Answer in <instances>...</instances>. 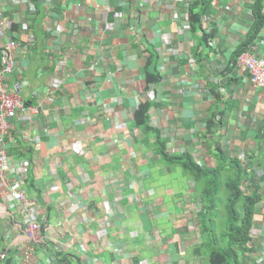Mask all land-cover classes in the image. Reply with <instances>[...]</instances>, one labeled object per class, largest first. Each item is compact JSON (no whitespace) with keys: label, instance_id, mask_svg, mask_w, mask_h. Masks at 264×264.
<instances>
[{"label":"crops","instance_id":"0c3cea01","mask_svg":"<svg viewBox=\"0 0 264 264\" xmlns=\"http://www.w3.org/2000/svg\"><path fill=\"white\" fill-rule=\"evenodd\" d=\"M188 1L41 0L39 15L31 0H0L2 15L14 23L10 36L30 45L15 50V72L6 80L21 78L19 96L40 109L32 122L15 119L11 162L29 161L27 185L38 197L44 232L82 254L83 264H207L193 181L162 161L133 120L146 93L149 51L161 76L151 86L149 114L169 152L182 150L208 165L214 162L208 147L236 152V127L227 120L238 117L244 155L250 165H264V92L247 74H223L246 37L251 17L247 22L243 14L252 0L212 3L203 27L211 25L213 37L204 49L200 33L184 30ZM248 51L264 57V27ZM210 109L218 122L211 138L202 126ZM71 144L85 154L70 152ZM254 223L249 264H263L264 197ZM47 262L39 253L34 264Z\"/></svg>","mask_w":264,"mask_h":264},{"label":"trees","instance_id":"16d2710c","mask_svg":"<svg viewBox=\"0 0 264 264\" xmlns=\"http://www.w3.org/2000/svg\"><path fill=\"white\" fill-rule=\"evenodd\" d=\"M214 1L189 0L187 8L184 7L185 10H188V32L191 35L200 32V41L203 46L199 42L198 47L201 49L206 48L213 37L211 25L209 29L203 27V18L211 13V5ZM41 4V0H31L32 11L40 15L41 10L38 6ZM249 9H251V24H249L246 37L235 47L223 74L237 70V57L243 52H248L264 27V0H253L249 4ZM12 28H14V23ZM2 46L3 44L0 42V58ZM203 58H205L204 54ZM156 64L157 57L150 55L146 58V89L150 84H156L160 79ZM212 91L215 90L212 89ZM153 105L154 103L149 101L140 103L134 112V123L147 140L153 139L152 147L165 164L181 167L194 181L195 190L192 196L193 200L199 204L196 218L199 226L198 234L201 237L202 246L200 248L206 252V263L249 264V256L253 249L251 235L254 224L253 216L258 211L257 206L264 195L262 191H258L257 165H241L236 158L228 157L219 144H215L214 152L211 154L216 155L221 165H199L187 152L169 153L160 130L149 123L148 111ZM209 111L210 115L206 117L204 126L205 135L211 136L214 135L218 122L212 109ZM226 162L228 165H223ZM248 179L250 180V185L247 186L249 194L245 195L240 185ZM30 186L33 188L32 185ZM41 214L44 215L40 212V221L43 219ZM24 219V216L14 220L10 216L0 219V264H21L19 261L20 250L15 246L5 249L4 243L7 240L5 232L9 228H15V221L20 224L21 228H24ZM44 227L45 223L42 224L41 231ZM34 253L47 256L51 264H83L78 255L56 252L52 247L46 245H36ZM49 262L45 264H50Z\"/></svg>","mask_w":264,"mask_h":264},{"label":"clouds","instance_id":"9594fccd","mask_svg":"<svg viewBox=\"0 0 264 264\" xmlns=\"http://www.w3.org/2000/svg\"><path fill=\"white\" fill-rule=\"evenodd\" d=\"M253 1V0H252ZM188 3V2H187ZM187 3H185V8L187 6ZM252 3V2H251ZM109 9V8H107ZM1 10V8H0ZM188 12V10H187ZM1 13H2V10H1ZM184 13H185V9H184V12L182 14V18L183 20L186 22L184 23L183 27H184V30H189V22H188V19L185 20L184 19ZM3 16V15H2ZM5 19H7V17L4 15L3 16ZM8 20V19H7ZM10 21V20H9ZM203 21H204V18H203ZM11 23V26L10 28L7 30V33H6V36L5 37H1L0 36V42H1V39H2V44H5L6 41L8 39H12L13 41H15L17 43V47L16 49H20L22 47H25V48H28L30 45L27 44V43H24L22 46L19 45V41H17L16 39H14L13 37L10 36L9 34V31L10 29L12 28V24L13 22L10 21ZM205 28V27H204ZM207 29V28H206ZM200 33V32H198ZM201 36V34H200ZM210 43V42H209ZM15 49V50H16ZM15 53V52H14ZM248 53H250V51H248ZM252 54V53H251ZM155 56L157 57V55L155 54V52H150L149 51V55L148 56ZM256 56V55H255ZM258 57H261V56H258ZM147 58V57H146ZM158 58V57H157ZM264 58V57H263ZM157 67V66H156ZM157 70H158V67H157ZM15 72V67L13 68V72L9 75H6L4 76L3 80L4 82H6L9 87H12L13 84L15 82H19L20 83V86L18 88V90L15 92V95L26 105V106H33L37 109V113L34 114L30 119L27 118L26 115H23L21 113H17L15 115V117L9 119V123H10V127L9 129L7 130L6 134L3 136V141H2V145L6 151V155L8 157V160H9V163L11 165V168L13 169H16L18 172L22 173L24 175L23 177V183H21L20 185H16V188L15 190H12L10 188V186H4V187H0V219H5L6 217L10 216L13 220L15 219V216L16 215H20V216H24V223H25V227L24 228H21L20 224L19 227H20V230L19 232H17V228H13L14 231L17 233V234H20V236H18V240L20 241V243H14L13 241H10V242H5L4 244L6 245V248L5 249H8L9 247L11 246H15L17 247L19 250H20V253H19V259L21 257H24V252L26 250V247L28 246L29 248H32L31 250V253H30V256L26 259H30L31 256H33L34 258H36V256L39 254H35L34 253V247L36 245H46L48 247H52L56 252H61V253H70V252H67L66 249H62L58 246V244L56 243V241L49 237L45 232V228H43V231H41V228H42V224L43 222L39 220V215H40V212H41V209L39 207V203H38V197L36 194H33V193H30L29 191V188H28V185L26 183V176H27V165H29V161L28 160H21L20 163L18 164V166L14 165L12 162H11V156H10V153L8 151V144L11 143L12 145H16V141H17V138L16 139H11V140H8V137H9V131L10 129L13 127V124L15 123V119L17 118L18 115H22L25 119L26 122H32L34 120V118L39 114L40 112V109L38 106H34L32 104H26L22 99L21 97L19 96V90L21 88V86L24 84V81L19 78V79H15L13 80V82L9 83L7 80H6V77H11V75ZM237 72H239L238 68H237ZM159 73V71H158ZM240 73V72H239ZM242 74H247L248 77H249V81L251 82L250 80V75L247 73V72H244ZM160 75V74H159ZM160 79H161V76H160ZM159 79V80H160ZM252 83V82H251ZM253 84V83H252ZM153 84H150L149 85V88L146 89V93L144 95H139V101H137V107L139 106L140 103L144 102V101H149V102H152L154 101V91L153 89L151 88ZM254 85V84H253ZM256 86V85H254ZM257 87V86H256ZM212 89H210V91H205V95L208 97L209 100H212V98H215V94L216 92L215 91H212ZM136 107V109H137ZM152 107V106H151ZM135 109V110H136ZM150 111V109H149ZM148 111V113H149ZM135 112V111H134ZM213 112V111H212ZM214 113V112H213ZM209 116V115H208ZM216 117V116H215ZM206 119V118H205ZM133 120H134V113H133ZM205 121V120H204ZM216 121H217V118H216ZM149 123L150 125L151 124V117H150V114H149ZM261 125H263V123H260ZM137 126V125H136ZM153 126V125H152ZM204 126V122H203V125ZM138 127V126H137ZM155 127V126H153ZM157 128V127H156ZM205 128V126H204ZM159 129V128H158ZM160 130V129H159ZM161 132V130H160ZM162 133V132H161ZM204 135H205V130H204ZM162 136V134H161ZM214 135H211L209 136V138L213 137ZM164 139V137H162ZM165 140V139H164ZM166 143V150L169 152L171 150V148H168V145L170 143ZM218 144V143H217ZM216 144V145H217ZM71 147V150L70 152L72 151L73 153L75 152L76 154H79V155H83L85 154L84 151H80V153H78V151H76L75 147L71 144L70 145ZM221 147V146H220ZM153 148V147H152ZM222 150L224 152H227V149L221 147ZM215 149V147H214ZM154 150V149H153ZM208 152L211 154L212 152H214V150H209V147L207 148ZM155 151V150H154ZM181 152L179 153H174V154H182L184 152H182V150H180ZM171 153V152H169ZM186 153V152H185ZM190 154V153H189ZM192 155V154H191ZM192 157L194 158V160L199 164L201 165L202 163V160L201 158H196L192 155ZM252 163V161H250V158L249 160H247V163L245 165H250ZM208 166H213V165H208ZM215 166V165H214ZM174 167V166H173ZM174 168H181L179 166H175ZM15 172V171H14ZM16 173V172H15ZM256 173H257V176L259 177V181L257 182V185L259 186V189L258 191H262L263 194H264V165H257V168H256ZM193 181V180H192ZM250 185V180L248 179L247 181H244L242 182V184L240 185L241 189L243 190V192L245 193V195L249 194V190L247 188V186ZM193 192L195 190L194 188V181H193ZM245 188V189H244ZM20 192V191H23V195L21 194V197L18 198L14 195V192ZM192 192V193H193ZM264 195H262V199H263ZM261 199V200H262ZM11 203V204H10ZM195 205H196V212L198 213V202L194 201ZM8 205H11L12 206V209H10V207ZM259 205V204H258ZM104 208V201H102V209ZM31 211V212H30ZM197 213H196V216H197ZM15 214V215H14ZM197 219V218H196ZM37 224L38 225V230H37V235H39L41 237V240L38 239V240H28L27 238V234L26 232L27 231H32L34 232V225ZM14 225H16V222L14 223ZM199 228V226H198ZM252 233V232H251ZM106 235L107 234H103L101 235V239H102V243L105 244L106 243ZM35 238V237H34ZM6 251V250H5ZM70 254H76V253H70ZM78 255V254H76ZM82 255V254H81ZM81 255L79 256L80 260L81 259ZM47 257V256H46ZM25 258V257H24ZM48 258V257H47ZM49 259V258H48ZM73 259V258H72ZM20 261V260H19ZM49 262V260H48ZM50 263V262H49ZM21 264H25V263H21ZM34 264V263H33Z\"/></svg>","mask_w":264,"mask_h":264},{"label":"built area","instance_id":"2783aa9c","mask_svg":"<svg viewBox=\"0 0 264 264\" xmlns=\"http://www.w3.org/2000/svg\"><path fill=\"white\" fill-rule=\"evenodd\" d=\"M187 8V6H186ZM184 19H188L187 10L184 13ZM11 23L9 20L2 16L0 10V36L5 37L7 30L10 28ZM17 43L12 39H8L2 46V56L0 58V187L10 186L15 190L16 185L23 183L24 175L16 169H12L9 163L6 151L2 145L3 136L6 134L10 127L9 119L15 117L17 113L26 115L31 118L37 113V109L33 106H26L16 95L20 83L15 82L12 87L4 82L3 78L13 72L14 68V52ZM236 66L240 73L247 72L250 75L251 82L264 92V58L255 56L254 54L243 52L237 57ZM90 71L91 68L87 67ZM16 173H15V172ZM23 195V191L14 192L18 198ZM31 212V211H30ZM34 232L27 231L28 240H41L37 235L38 225L35 224ZM61 234V233H59ZM35 237V238H34ZM32 248L26 247L24 257L30 256Z\"/></svg>","mask_w":264,"mask_h":264},{"label":"rangeland","instance_id":"374dc122","mask_svg":"<svg viewBox=\"0 0 264 264\" xmlns=\"http://www.w3.org/2000/svg\"><path fill=\"white\" fill-rule=\"evenodd\" d=\"M250 10L251 9H249V5H246V7H245V9H244V14H243V16H245V18L243 17V19L245 20V21H250ZM241 16H242V13H241ZM240 16V17H241ZM101 60H103V58L102 57H100V58H98L97 60H95L94 61V63H92V64H90L88 67L89 68H91V71H93L94 70V68H95V66H94V64H96L98 61H101ZM218 79H220V76H218ZM232 119V121H228L227 120V122H231L232 124H234L235 125V127H236V141L238 142L237 143V148H236V152H233L232 154L230 153L229 154V151L227 150V152H225L227 155H228V157L230 156V157H232V158H236L240 163H241V165H245L246 163H247V160H248V158H250V155H244V149H243V147L241 146V144H240V142H241V130H240V121H239V119H238V117L237 118H231ZM220 123H219V125L220 126H223L224 125V123L226 124L227 122L226 121H224L222 118L220 119ZM210 156H211V159L212 160H214V162H209V164L210 165H221V163L218 161V159L216 158V155L214 156L213 154H210ZM201 165H208L207 163H205V160L201 163ZM223 165H228L227 164V162H226V164H223ZM182 169V168H181ZM182 171H184L183 169H182ZM185 172V171H184ZM187 175V174H186ZM188 176V175H187ZM189 177V176H188ZM191 180H192V178L191 177H189ZM245 189V188H244ZM258 208H259V205L257 206ZM257 213V212H256ZM255 213V214H256ZM255 214H254V216H255ZM254 216H253V220H254ZM254 226H255V223L253 224V227H252V233H253V230H254ZM252 233H251V235H252ZM5 239H7L6 240V242H10V241H13L14 243H20V241L18 240V236H20V234H17L15 231H14V229L13 228H9L6 232H5ZM201 239V238H200ZM189 242L187 243V245L189 246ZM205 252V251H204ZM190 254V252H188L187 253V255H189ZM188 257V256H187ZM20 263H25V264H33L35 261H36V258H34L33 256H31L30 257V259H26V258H24V257H21L20 259ZM243 262H244V259H243ZM52 264H56V263H52ZM141 264H144L143 262H141ZM244 264V263H243Z\"/></svg>","mask_w":264,"mask_h":264}]
</instances>
